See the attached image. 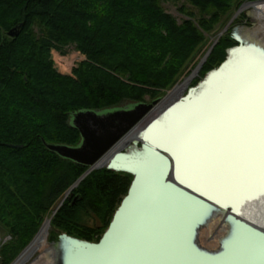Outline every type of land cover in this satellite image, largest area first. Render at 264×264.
I'll list each match as a JSON object with an SVG mask.
<instances>
[{
    "label": "trees",
    "instance_id": "1",
    "mask_svg": "<svg viewBox=\"0 0 264 264\" xmlns=\"http://www.w3.org/2000/svg\"><path fill=\"white\" fill-rule=\"evenodd\" d=\"M164 1L186 3L179 8L181 22ZM249 1L257 0H0V226L11 237L2 264L18 258L89 170L47 148L81 144L72 116L141 104L169 90L233 9ZM16 27L19 35L11 38ZM223 43L238 45L231 36L223 39L206 64L224 63L229 49L218 51ZM69 46L87 57L75 79L60 76L51 62V51ZM57 60L63 71L71 69ZM131 179L92 172L57 211L53 226L98 243ZM95 217L99 229L84 221Z\"/></svg>",
    "mask_w": 264,
    "mask_h": 264
},
{
    "label": "water",
    "instance_id": "2",
    "mask_svg": "<svg viewBox=\"0 0 264 264\" xmlns=\"http://www.w3.org/2000/svg\"><path fill=\"white\" fill-rule=\"evenodd\" d=\"M257 5H264V0L244 5L239 12ZM244 30V26L233 30L232 39L238 45L228 50L225 62L197 86L189 87L218 43L215 42L194 75L183 83H188L185 95L171 100L166 96L152 104L141 103L129 111L77 113L72 116V124L80 132L81 144L78 147L47 145L50 152L62 159L89 168L70 192L92 172L101 169L133 177L128 194L103 238L91 243L62 234L47 251L53 255V264H216L227 256L233 243L242 240L254 246L251 258L254 264H264V230L256 222L264 218V211L250 212L245 204L240 208L220 205L185 185L177 177L173 155L148 138L173 112L200 98L212 80L231 69L239 55L252 53L264 63V47L246 39L242 35ZM19 32L20 27H16L9 36L16 38ZM156 110V117L134 137L132 145L124 146L125 139ZM259 196L263 197L264 193ZM250 201L249 198L247 202ZM216 218L221 219L224 234L219 238V250L210 251L200 245L199 236ZM46 226L50 228L51 222L45 223L13 264H28L32 260L36 255L33 245Z\"/></svg>",
    "mask_w": 264,
    "mask_h": 264
},
{
    "label": "bare ground",
    "instance_id": "3",
    "mask_svg": "<svg viewBox=\"0 0 264 264\" xmlns=\"http://www.w3.org/2000/svg\"><path fill=\"white\" fill-rule=\"evenodd\" d=\"M257 6L258 12L264 14V5ZM251 7L255 6L245 9ZM230 68L212 80L200 98L168 116L148 138L173 155L182 183L220 205L240 208L245 204L248 211L255 213L264 211V196H259L264 193V151L260 140L264 63L242 54ZM187 84L166 96L169 100L180 96ZM156 114L157 110L150 114L145 126ZM256 222L263 229L260 225H264V218ZM49 232L46 226L34 243L32 250L36 254L47 247ZM216 237L211 239L215 241ZM203 248L217 251L220 247ZM254 252V246L242 240L233 243L227 256L216 264H254Z\"/></svg>",
    "mask_w": 264,
    "mask_h": 264
},
{
    "label": "rangeland",
    "instance_id": "4",
    "mask_svg": "<svg viewBox=\"0 0 264 264\" xmlns=\"http://www.w3.org/2000/svg\"><path fill=\"white\" fill-rule=\"evenodd\" d=\"M257 1H260V0H257ZM257 1L245 2L238 10H236L235 9L236 7H235L233 9L232 13L223 21V23H221L216 28L214 33L209 36L207 43L199 50L197 55H195L193 61L186 67V69H184L182 74L179 76L178 82L175 84V86H173L172 88H170L167 91H164L160 95L156 96V98L146 97L144 103L152 104L155 101H158L157 100L158 98L160 100L161 98L166 97V95L169 92L173 91V89H175L177 86H180L183 83H185L186 80L189 79V77L194 75L195 70L203 62V60L205 59V57L207 56V54L209 53L210 49L213 47V45L215 44L216 41H218V43L216 44V46L211 51V54L206 59L207 61L202 66L199 74L190 82L189 87L197 86L196 84L198 82L202 81L203 78L207 75V73H209L213 69L215 70V68L217 69V67L219 68L221 66L220 63L223 61V58H221V60H215L216 61L215 63L214 62H212L210 64H206V63L208 62L209 58L213 54L214 50L220 45V43H222V40L223 39H229V37L231 36V34L233 32V29L236 28L237 26H244L245 27L244 32H242V35L246 39H249L250 41L256 42L259 45H262L264 47V14L262 12H258L257 11L258 8H259L258 6L251 7V9L247 8V9H244L242 12H239V10L244 5H248V4L250 5V4H253V3L257 2ZM184 3H185L184 1H181V2H166V1H164L163 2V6H164L165 10L169 14H171L179 22H181L184 19V16L179 12V8H181V6ZM191 10H193L196 14H198L197 10H195V9H191ZM261 10L264 11V7H262ZM221 46L222 47L219 48L218 51L220 49H221V51H224V50L227 51L228 49H231L230 48L231 46H230L229 43L228 44L223 43V45H221ZM248 55L251 58L260 60L255 55L253 56L252 53H250ZM57 59H61V62L63 64H65L67 67H70L71 69L70 70L66 69L65 71H63L60 68V66L58 65V60ZM86 61H87V57L82 55L80 52H78V50H76L75 46L66 47V48H64L63 51H57V50L51 51V62L53 64V68L60 76H63V77H70V78H74L75 79L76 78L75 71L80 67V65H82ZM186 93H187V88L182 93V96L185 95ZM136 105H139V104L138 103H134V102H129V103H125V104H123V105H121V106H119L117 108L111 109V111L120 110V109L129 111V110H132ZM129 143H130V141L128 142V144ZM129 145H131V143ZM101 170H103V169H101ZM80 179L78 181H80ZM132 180L133 179H131V182H132ZM78 181H77V183H78ZM131 182H130L129 187L131 186ZM74 186L72 188H74ZM70 190L64 195V197L60 201V204L64 201V199L66 198V196L70 192ZM74 190H72V192ZM72 192L69 193V195L66 198V200L71 198V196L73 194ZM126 196H127V194L125 195V197ZM66 200H65V202H66ZM120 203L122 204V202H120ZM120 203H119L118 208L121 206ZM60 204H58V206H56L54 208V210H52V213H50L46 217L45 222L43 224V226H44L45 223L51 222V227H50V232H49V236H48V245H47V247L43 251H40L42 254L40 252L37 253L35 256H37V255L38 256L37 257L34 256L32 258V260L30 261V263H28V264H53L54 263L53 262V255H50L49 253H47V251L49 250V248L53 244H55V243H57L59 241V237L62 234H67L62 229H60L59 227L53 226V224H52V221H53L54 217L56 216L57 211L61 208ZM118 208H117V210H118ZM115 213L113 214L110 223L112 222ZM84 221H86L88 226H90L91 228H94V229L101 228L100 220L97 217H95L93 219L92 218H85ZM221 225H222L221 224V219L220 218H216L215 220H213V222L207 228H205V229H203L201 231L202 234H200V236H199V242H200V245L202 247L204 246V247H207V248H216V247L218 248V246H220V241H219L220 239L219 238H221L223 236V234H224V230H223ZM107 230L108 229H106L102 233V236L107 232ZM209 231H213L214 234H217L216 235L217 237L215 239L216 243H215V241L213 239H211V234H210ZM10 240H11V237L9 236V233L0 226V264H2V261H3L1 250H2V248L4 246L7 245V242H10ZM33 259H35V260H33ZM13 262L11 264H13Z\"/></svg>",
    "mask_w": 264,
    "mask_h": 264
},
{
    "label": "snow or ice",
    "instance_id": "5",
    "mask_svg": "<svg viewBox=\"0 0 264 264\" xmlns=\"http://www.w3.org/2000/svg\"><path fill=\"white\" fill-rule=\"evenodd\" d=\"M260 140L262 151H264V82L261 85L260 95ZM262 188H264V185H262Z\"/></svg>",
    "mask_w": 264,
    "mask_h": 264
},
{
    "label": "flooded vegetation",
    "instance_id": "6",
    "mask_svg": "<svg viewBox=\"0 0 264 264\" xmlns=\"http://www.w3.org/2000/svg\"><path fill=\"white\" fill-rule=\"evenodd\" d=\"M258 10H259V8H258ZM239 27H242V26H237L236 28H239ZM231 37H232V34H231ZM144 126H145V122H143L141 125H139L138 130L136 129V131L134 133H132V135H130L128 138L125 139L124 146H126V147L130 146L129 144L133 141L134 137L141 131V129L144 128ZM129 141H130V143L128 144ZM131 145H132V143H131ZM121 147L123 148V145ZM260 226L264 229V225H260ZM209 232L211 234V238L215 237L217 235V234H214L213 231H209Z\"/></svg>",
    "mask_w": 264,
    "mask_h": 264
}]
</instances>
